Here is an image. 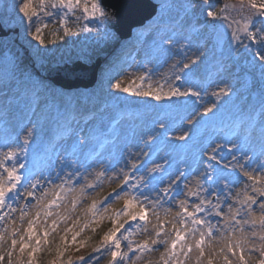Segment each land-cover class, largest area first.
<instances>
[{"label":"snow or ice","instance_id":"6c2138e0","mask_svg":"<svg viewBox=\"0 0 264 264\" xmlns=\"http://www.w3.org/2000/svg\"><path fill=\"white\" fill-rule=\"evenodd\" d=\"M208 6L205 11L207 17L224 21L229 20V16L225 13L236 11L241 14L243 23L235 17L231 18L228 27L232 29L231 38L238 47H242L245 52H253V44H258L255 49V58L261 61V113L264 114V0H237V4L225 3L219 12L212 10L215 5L211 0H203ZM19 13L23 14V18L29 22V35L41 45L45 43L43 38V28H47L49 23H59L63 27L65 36L75 35L76 32L67 27L68 17L74 16L76 21L80 20H96L99 19L101 24L106 21V12L98 0H22L18 6ZM183 7H194V5H184ZM54 11H46V9ZM39 9V11H37ZM249 10L248 15H244L245 10ZM82 10L81 16H75L77 11ZM43 12L44 16L51 17L48 22L41 26V17L39 13ZM36 17V20H33ZM255 17L260 19L257 21ZM237 25L235 28L232 25ZM35 25V31L30 29ZM259 25V26H257ZM81 31L94 32L98 28L89 27L87 23L80 26ZM243 37V38H242ZM247 40L249 43H244ZM171 38H166L163 44H171ZM235 50V49H234ZM196 61L193 60L192 64ZM175 67V66H174ZM183 69H189L190 65L185 62ZM151 71V70H149ZM144 80L141 75L138 77ZM175 80L180 81L182 77L177 75ZM114 87L121 92H131L135 96L151 97L155 101L173 100V98L196 97L199 98L200 93L190 88L181 90L179 84L170 86L167 91L163 90V86L152 90L151 86L147 90L132 92L130 87H122L119 81ZM214 96L228 95L227 89H220L214 92ZM179 110L184 111L186 115L181 117L180 123L187 120L192 127L182 131L181 135L175 139L187 142L189 139L195 141L199 135L201 128L207 124L214 116L213 109L206 107L203 116L199 119H193L198 109L189 111L186 106L177 104ZM159 123V122H158ZM161 127H164L161 124ZM176 125L174 123L173 130ZM33 132L28 130L27 136L23 138V146L20 152H26ZM167 136V131L164 133ZM261 138L264 143V124L261 126ZM233 148L240 151L241 157L233 154L230 161L223 165L224 169H231L234 175L229 179L223 171L213 167L221 163L218 154L224 149L223 144L211 146V154L207 156L209 163L203 171V175L195 178L197 174L193 173L189 177L185 172H177L179 179H174L171 174L167 177L162 172L161 165L146 168L141 171V166L135 162L131 164L130 170L121 168L116 175H109L108 170L98 172L96 181H88L87 175L79 172L78 169L69 171L66 177H61V172L57 171L55 176H45L44 183L37 179L36 171H27L23 176L19 174V169H23L25 165L16 159V163L10 167L5 165V160H13L17 157V152L8 151L4 153V159L0 160V169L6 173H0V264H3L5 256L8 264H25V253L27 252V264H37L33 258L44 245L48 243V237L52 233H56L61 223L67 224L71 219V214L76 211L77 205L83 199L89 196L97 195L96 189L103 188L105 180L113 183L117 182L120 189L113 192L102 200L93 198L91 203L85 208V223L80 225V219L72 221V227L64 229V235L60 236V240L66 243V236L72 233V242H76L77 236L85 229L92 225L99 226L104 220H109L112 227L103 235L101 244L93 248L98 254H103L104 250L110 257L109 264H138V261L144 259L145 254H151L160 251V257L157 261L148 260L147 264H187L191 259V253L195 250L196 264H201L205 257L206 249L208 251L207 264H214V257L223 255V264H232L228 255H225V249L221 248L219 252L212 250V242L218 239L226 242L227 253L232 257L238 258L239 264H248L245 258V251L248 252L249 259L252 253L258 252L260 259L257 264H264V147L260 152V157L255 154L249 155L241 145L233 143ZM232 151V149H229ZM71 163H75L72 161ZM115 173L116 169L113 168ZM259 173V174H257ZM215 174V175H214ZM240 175L246 177L241 180ZM59 179L60 183H55ZM194 179V184L192 183ZM83 180L85 183H80ZM167 180L169 187L162 188ZM251 182V183H249ZM243 183L245 185L243 197L233 199V187ZM77 185H79L77 187ZM222 185V187H220ZM162 188V193L160 189ZM256 195L249 194L248 189ZM92 190L89 192V190ZM155 192V197L152 193ZM183 195L184 199H179ZM51 196V199L48 197ZM259 198V199H258ZM24 201L21 204V201ZM123 201V207L114 209L113 204ZM229 201H232L229 203ZM70 202L71 207H68ZM239 205L236 207L235 205ZM173 206L178 211L173 216ZM64 208L61 212L60 209ZM6 209V211H5ZM191 209V210H190ZM19 211V222L23 226L26 217H29L33 211L34 215L28 219L27 227L21 234L20 228L16 227L17 220L13 218L14 213ZM257 211L259 216H257ZM149 214L155 219V223L149 219ZM218 217L215 223L208 217ZM50 217L51 225L47 224ZM163 217V218H162ZM239 217V218H238ZM43 219L45 227L42 233L36 231L37 224ZM152 224V232L150 234L148 225ZM171 225V233L166 231V227ZM80 225L79 230L76 226ZM95 232L96 228L92 227ZM145 234V239L134 244L132 237L135 235ZM161 239V237H168ZM19 237V238H17ZM10 240V245L5 249V240ZM34 241V242H33ZM122 241L127 243L124 247L127 251H122ZM259 241V243H253ZM251 244V247H248ZM19 246V253H16ZM84 246L81 242L76 249L79 251ZM64 245H58L56 255H63ZM132 254V255H130ZM99 256L85 259L79 257V264H96ZM50 264H65L64 261L53 260ZM71 264V260L67 262Z\"/></svg>","mask_w":264,"mask_h":264},{"label":"trees","instance_id":"16d2710c","mask_svg":"<svg viewBox=\"0 0 264 264\" xmlns=\"http://www.w3.org/2000/svg\"><path fill=\"white\" fill-rule=\"evenodd\" d=\"M3 1L9 7V19L13 24V27H17L19 29L17 42L14 41L15 36L0 39V90L6 91L9 96L11 95V98H13L12 103L8 106L9 110H11L14 105L16 106L20 104L22 107H24L27 102L31 101H33L35 105L38 104L39 108L37 109L38 112L36 115L42 117L39 118V120L42 127H44L45 132L48 130V128L56 125L54 124L56 121L59 122L61 120L60 124H63V121L66 120L68 116L72 114H79L81 110L87 108L90 109V107L97 106L95 103H104L103 100H105L106 96H108L110 93L117 96L121 95V99L125 104L148 102L150 97L135 96L132 95L131 92H127L126 94V92L117 90L114 85L118 80L114 82L110 91L105 90L110 85L112 78L115 77L116 73L126 62L122 59L123 56L121 54L124 44L116 45L118 38L114 34L108 32L107 35H101L96 39H89L90 37H88L86 41H83L79 27L71 28L76 32L75 35L65 36L63 34V29L61 30L55 28L54 31H50L52 26H56L54 23L53 25H50V27L43 29V38L45 43L41 45L38 41L34 40L31 35L28 34L29 22L23 18L22 13H19L18 7H14L18 6L22 0ZM178 6L180 5L174 6V9H177ZM189 11L194 15L198 10L196 7H192ZM189 11L186 14H190ZM216 11L218 12V10ZM230 14L231 18L235 17L236 19L243 20L241 14L238 12H230L229 16ZM248 14L249 10L246 9L244 15ZM186 17L187 16L185 15L184 19L179 20V37L175 36L172 42L175 43L178 41L177 43L181 44L179 46L181 51L178 49V55L184 57L189 54L188 58H192V60L188 62L190 65L189 70L197 71L201 76L208 74L210 67L214 70H220L218 76L221 80H218L214 88H212L210 96V107L213 106V104L216 105V107L213 109V112H216L218 108L227 110V112H229L233 106L237 104L238 105L236 108H243L244 106L250 109L248 105L252 106V102L259 98L255 89V85L256 79L260 82V84H262L260 67L261 61L255 60L248 64L245 60L242 68L238 71H234V63H232V60L219 58L221 53L219 54L216 51L213 41V33H211L207 28H201L199 29V35L201 37H199V39L197 35H194L195 33L188 31L190 28L187 25L190 20ZM157 24L162 25L163 23ZM172 26L174 28L176 24L172 23ZM30 30L34 32L35 25L32 26ZM169 30H171V28ZM202 40L203 43L198 45V43ZM223 44L224 48L227 45V38L223 39ZM78 52L83 53V61L85 62H93L98 58H102L109 52L113 53H110V57L103 61L99 69L98 82L93 90L89 92L80 90L68 92L53 87V85H51V83L45 79L46 72L49 71L54 65H60L66 61L68 62L71 59L70 56L76 55ZM193 60L196 61L195 64H192ZM234 60L240 64V58H234ZM32 62L35 64L36 69L38 71L40 70L42 73L41 75L38 74L34 68H32ZM209 64L211 66L208 67ZM175 66L176 73L178 74H183L184 72L186 73L188 71L187 69H183V65H178V63H175ZM168 69L169 73L175 72L173 67H169ZM119 82L121 83L122 87L131 88L130 84L123 86L122 81ZM148 85L151 86L150 84ZM148 88L149 87L142 88V90H147ZM222 88L227 89L228 95H221L219 100H217V97L214 96L213 93L219 92ZM163 90L167 91V89ZM135 91L141 90L132 89V92ZM21 93L24 96L22 101L17 99L14 95ZM244 94H247L249 98L242 99ZM162 108L163 107L160 109ZM149 110L150 109L147 108L145 113H148ZM64 112H67V115L63 114ZM19 113H23L22 108L20 109ZM51 116L53 118H51ZM209 116L211 117L213 115L209 113ZM153 117L157 119L158 115L153 112ZM172 118H174V116ZM172 118H169L168 116L165 117V124L173 125ZM210 121L215 122L214 120ZM57 128L58 125L56 126L55 130H57ZM126 140L127 133L126 131H123V134L117 144L123 145L126 143ZM122 207L123 201L119 205H116L114 209L118 210ZM79 219L80 225L85 223L86 217L84 215V211L82 217ZM38 225H40V223H38L36 226L37 232ZM80 225L76 226L77 231L79 230ZM92 227L96 228L95 232L92 231ZM111 227V222L107 219L99 224V226L92 225L81 232L79 236H77L75 243L72 242V233L69 232L66 236V243L62 242L58 238L55 246L49 251L47 261L45 263L37 261L36 259L37 254H40L41 251L36 253L33 258L36 260L37 264H50V262L53 260L64 261L65 264L71 260V264H79L80 256H83L86 260L90 257L99 256L96 264H109V257L105 254V252H103V254H98L93 251V248L101 244L103 235ZM81 242H84V246L81 247L79 251H76ZM62 244L64 245L63 255L58 257L56 255V248L58 245ZM9 245H7L6 248ZM16 253H19V246H17ZM24 259L25 264H27V252L25 253ZM7 263L8 260L5 256L3 264ZM13 264H15V257L13 259Z\"/></svg>","mask_w":264,"mask_h":264},{"label":"rangeland","instance_id":"374dc122","mask_svg":"<svg viewBox=\"0 0 264 264\" xmlns=\"http://www.w3.org/2000/svg\"><path fill=\"white\" fill-rule=\"evenodd\" d=\"M228 1H230V3L232 2V4H237V0H225V2H228ZM5 4L6 3L3 0H0V20H1V23H2L3 27L12 28L13 25L11 24L10 19L7 18L8 13H9V7H8L7 4L6 5ZM237 6H238V4H237ZM46 11H54V10L49 8V9H46ZM43 15H44V13H43ZM69 26L70 25H68L67 27H69ZM224 29H225L224 30L225 31L224 37H226V34H228L227 33L228 29L226 27H224ZM214 31L217 32V35L215 36V41H217V44H218L217 46L219 48H221L223 43L221 42V39L219 37L222 36V31L220 29H214ZM146 39H150V34L146 35ZM70 57H71V59H70L71 62L74 59H78V58H79L78 60H82L83 61V53H79L78 52V53H76V55H71ZM139 60H140L139 54H135V55L133 54V61L131 63H129V65L126 66L123 69V72L118 76L117 80L118 81H122V85L123 86L128 85L129 81H130L131 89H133V88L135 89V86L138 85L137 83L139 82V80L137 82H135V79H132V75L133 74L137 75V73L138 74L141 73L140 70H138V68H137V65L141 64L139 62ZM173 61H174V59L171 60V62H173ZM167 65H165V68L163 69V71L165 69H167V67H166ZM167 76H169V75H167ZM162 82L168 83V80L166 79V75L165 74H163L161 76H152L151 77V83H150L151 88L156 90L157 88H159V85ZM143 84L144 83L141 84V88H143V86H142ZM164 86L165 87H170L169 84H164ZM110 88L111 87L108 86L107 90L110 89ZM108 96L112 100L113 99H115V101L119 100L118 97L116 98L111 93ZM29 122H30V120H28L25 124L22 123L21 125H19L18 127L15 128L12 125V121L9 120L8 117H6L4 115H0V123H1L0 124V132L3 131V133H4L6 131L5 134L7 135V131L9 132L11 130L12 131L16 130L18 133H20L18 138H17L19 143H16V142L12 143L13 140L11 139L9 141L8 137H6V136L1 138L2 136L0 134V160L4 159L3 158L4 157V153H6L8 151H15L16 152V151H18V149H20L21 146H23V138L25 136H27L28 130H31V128H32V123L33 122H30L31 124H29ZM142 123L145 124V125H148L147 124L148 120H147V122H142ZM117 124H118V122L115 125H117ZM75 125L79 128L77 130V132L72 131L68 135V139H66V142L64 144H62V145H59V143H57V142L52 144L51 145V150H50L51 151L50 159L49 160L46 159V164L38 169V170H40L42 172L36 171L37 172L36 178L40 179L42 183L45 182L44 181V177L45 176H55V173L57 171H59V172H61V177L64 178V177H66L67 173L69 171H72L73 169H78L80 173H82L84 175H87L88 181L95 182L96 181V174L98 172H101V171H104L105 169H107L109 175H116L117 173H119V170L121 168H125L126 164L128 165V168L126 170H128L131 167V164L134 162L132 160L139 159L144 154L142 149H139L141 151V152H139V150L137 148V145L138 146L141 145V142L143 141V138H144V136H143L144 134L140 130V124L136 123V128H135V131L133 133L132 138L130 139V143L128 145V148L126 149V153L123 154V156H124L122 158V161L124 162L123 165H120V166L114 165L113 167H109L108 168L107 167V163L108 162L104 163V165H102V163H99V162L95 161L94 158L90 159L88 157V155H86V158H84L85 157L84 154H86L85 150H87V148L89 146V143L87 142V140H84L82 138L83 135H84L83 131L88 129L91 126V121L87 120V121H84L83 123L79 122V123H77ZM11 126H13V127H11ZM20 128H22V130H20ZM17 139H15V141ZM70 144H71L72 147L73 146L75 147L76 151L74 150L73 153L68 151ZM58 145H59V147H57ZM25 147L27 149V147L29 148L30 146L27 145ZM53 147H55V148H53ZM52 148L54 149L53 152H52ZM209 148L210 147L207 146L206 149H205L206 152L198 159V162H201L200 166H195V167H192L190 169V176L189 177H192L193 173L197 174L195 178H199L200 176L203 175V170L205 169V167L208 164L207 156L209 154H211V149H209ZM192 152H194V150ZM74 153H75L76 157H71V156H73ZM78 158L79 159L84 158V161H79ZM140 160L141 159H139L138 161H140ZM72 161H75V163L74 164L71 163ZM87 161H91V163H93L92 164L93 166L91 164L89 165L87 163ZM138 161H136L135 163H137ZM10 162H11V165L16 163V159L10 160ZM113 168L116 169L115 173L112 172ZM55 183H57V184L60 183V180L57 179L55 181ZM80 183H85V181L81 180ZM192 183L194 184V179H192ZM249 183H251V182H249ZM110 184H117V182H113V183H110ZM110 184L107 182V180H105L103 188L102 189H100V188L96 189L97 195L89 196L86 199H83L81 201V203L77 205L76 211L71 214V218L75 217L76 215H78L80 213L81 209H83L88 203H90L93 198L96 199L105 190V188L108 185H110ZM78 186L79 185H77V187ZM166 187H169L168 182H166L162 186V188H166ZM162 188L160 189V191H162ZM91 191L92 190L90 189L89 192H91ZM243 192H244V189H243ZM248 192H249V194H251L253 196L256 195L255 193L251 192V188L248 189ZM155 195H156V193L153 192L152 196L155 197ZM242 197H243V195L242 196H238V198H242ZM51 198H52L51 196L48 197V199H51ZM184 198L185 197L183 195H181L179 197V199H184ZM23 203H24V201L22 200L21 204H23ZM69 204H70V202L68 203V207H69ZM70 206H71V204H70ZM235 206L239 207L238 204L235 205ZM60 211L63 212L64 208H61ZM176 211H178V209L175 206H173V213H172L173 216L175 215ZM12 215H13V218L17 220L16 227L20 228V231H23L22 230L23 227L28 222V219H30L31 216L34 215V211L29 217L25 218L23 226H21L20 222H19V215H20L19 211H17L16 213H14ZM257 216H259V212L258 211H257ZM54 218L55 217H50L48 219V221H47L48 222L47 224L51 225L52 219H54ZM208 218L212 219L211 216L208 217ZM149 219L152 220L153 223H155V219H154V217L151 216V214H149ZM65 225L66 224L61 223L59 225L58 229H57V232L56 233H52L51 235H49L47 245H44L43 248H42V251L40 252V254H37V256H36L37 261H40V262H43V263H45L47 261V257H48L49 251L55 246V244L58 241V238L60 239V236H62L64 234ZM44 227H45V225L43 226V228ZM148 228H149V232L151 234V232H152V224H149ZM39 230L41 231L43 229H39ZM166 231L171 233V225L170 224L166 227ZM138 237H139V238H137L138 241L141 240V239L143 240L145 238V234H140V236H138ZM167 238H170V236L161 237V239H167ZM6 240H5V243H6ZM136 243L137 242H135V244ZM253 243H259V242L258 241H253ZM212 245H213L212 246V250L215 251V252H219L221 248H224L225 249V253L224 254L228 255V258L232 262V264H239L238 258L232 257L230 253H227L226 242L219 240L218 239V234H217V239L213 240ZM4 246H5V244H4ZM158 247H160V251L163 250V246H158ZM248 247H251V244ZM160 251H156V252H153L151 254H145L144 259L141 260V261H138V264H147L148 260L157 261L159 259V257H160ZM208 251L209 250L206 249L205 257L201 261V264H207ZM190 255H191V259L187 262V264H196V255H197V253L195 252V250ZM245 258L248 260V264H257L256 262L260 258V255H259L258 252L252 253L251 258L249 259L248 252L245 251ZM213 259H214V264H223V255H221L219 257H214Z\"/></svg>","mask_w":264,"mask_h":264},{"label":"water","instance_id":"95a60500","mask_svg":"<svg viewBox=\"0 0 264 264\" xmlns=\"http://www.w3.org/2000/svg\"><path fill=\"white\" fill-rule=\"evenodd\" d=\"M167 0H100L106 11L107 25L121 39L128 38L132 28L142 25L156 12L158 5ZM183 1V0H182ZM16 32V31H14ZM10 30H3L0 25V36H6ZM99 60L91 65L79 61L72 65L55 67L48 73V79L62 87H90L96 79Z\"/></svg>","mask_w":264,"mask_h":264},{"label":"bare ground","instance_id":"6f19581e","mask_svg":"<svg viewBox=\"0 0 264 264\" xmlns=\"http://www.w3.org/2000/svg\"><path fill=\"white\" fill-rule=\"evenodd\" d=\"M239 191H237V193H238Z\"/></svg>","mask_w":264,"mask_h":264}]
</instances>
